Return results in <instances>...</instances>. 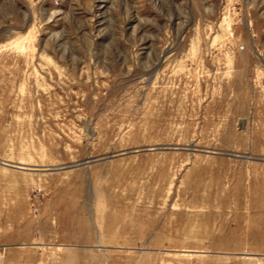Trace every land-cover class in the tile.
<instances>
[{"label": "rangeland", "instance_id": "rangeland-1", "mask_svg": "<svg viewBox=\"0 0 264 264\" xmlns=\"http://www.w3.org/2000/svg\"><path fill=\"white\" fill-rule=\"evenodd\" d=\"M0 264H264V0H0Z\"/></svg>", "mask_w": 264, "mask_h": 264}, {"label": "water", "instance_id": "water-1", "mask_svg": "<svg viewBox=\"0 0 264 264\" xmlns=\"http://www.w3.org/2000/svg\"><path fill=\"white\" fill-rule=\"evenodd\" d=\"M19 169H22V168H19Z\"/></svg>", "mask_w": 264, "mask_h": 264}]
</instances>
